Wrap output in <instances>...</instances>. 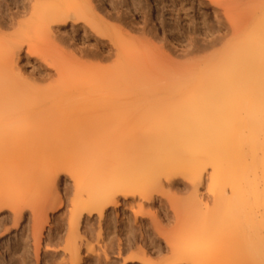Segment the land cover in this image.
Returning a JSON list of instances; mask_svg holds the SVG:
<instances>
[{"label":"bare ground","instance_id":"1","mask_svg":"<svg viewBox=\"0 0 264 264\" xmlns=\"http://www.w3.org/2000/svg\"><path fill=\"white\" fill-rule=\"evenodd\" d=\"M208 1L218 31L205 21L194 25L190 51L183 52H211L168 71L152 52L148 30L163 29L170 13L177 39L180 0H153L148 11L141 0H123L142 17L140 28L120 19L110 27L93 0H0V215L8 212L18 226L27 209L39 231L44 222L37 215L47 218L41 204L60 172L73 186L65 246L58 249V234L41 260L35 240L37 264H48L49 255L50 264H113L114 251L129 253L123 258L129 264H264V0L249 6L229 0L223 8ZM68 23L97 38L93 50L66 43L60 28ZM198 32L207 40L197 46ZM101 38L109 39L111 53L98 50ZM112 55L113 63L102 65ZM20 59L40 72L23 78ZM177 178L191 187L184 212L164 191ZM204 180L205 201L198 195ZM58 195L52 210L64 207ZM120 199L137 205L138 216L141 201L173 216L166 232L157 221L147 225L165 246L152 247L137 215L149 254L143 245L132 249L128 226L115 249L110 235L97 248L82 241L84 216L103 218ZM21 256L15 260L24 264Z\"/></svg>","mask_w":264,"mask_h":264},{"label":"rangeland","instance_id":"2","mask_svg":"<svg viewBox=\"0 0 264 264\" xmlns=\"http://www.w3.org/2000/svg\"><path fill=\"white\" fill-rule=\"evenodd\" d=\"M97 1L98 0H93V3L98 8L99 16L101 18L103 17L102 19L105 21L104 23H107L108 21L110 24L109 25L110 27L111 25L118 27L120 24H122L117 19H120L121 21L128 23L129 25H133V27L140 28L143 26L142 17H140L139 15H135V12L132 10V8L129 5L128 6L120 5L123 0H118L119 3L118 4L115 3L116 6L114 7H111V5H109L105 0H102V2H97ZM124 1H126V3L130 2V0H124ZM141 1L143 2L144 11H148L149 8L154 5V4L152 5L153 0H141ZM214 1L218 4L219 7L223 8L227 5V2L229 0H214ZM236 1H238V4L241 6H249L250 4H252V1L254 2V0H236ZM202 2L203 3L200 4L198 0H180V7H178V13L180 14V27H178V29L180 31V35L178 36L177 39H174L171 36V34L173 33V29H170V26H169L171 25V21L169 20L170 13L165 16L166 25L164 26L163 29H161L159 25L156 28L153 27L152 24L149 26L148 33L150 36H148V38H151L150 40L151 42L153 41L155 46L153 47V44L149 42L150 40H148V43L151 48L153 47L152 52H154L156 49L158 50V51H155V55L157 57L160 56L159 59L160 61L162 60V63L164 62L163 64L166 65L164 66L166 70L172 71L177 68L184 67L182 65L189 64V61H190L189 57L191 55L189 54L188 56L183 51L184 50L190 51L189 49L191 47L188 46L189 45L188 43H189V40L192 38V36H194L192 32H190V29L194 25L197 24L198 26H200L201 24L199 25V23L202 21H205L209 24L210 27L212 26L213 31L215 32L218 31L217 25H216L217 21L214 18L213 10L209 9V7L207 6V5H210V2L208 0H202ZM101 14L103 16H101ZM105 15L110 16L111 18L106 19L104 17ZM152 15L153 17L155 16L154 11H152ZM64 27L60 28V33L64 37L67 44L70 41H71L70 43H72L73 41V43L76 44L77 47H81L86 50H90V49L93 50L97 42V38L92 33H89L88 31L86 32L85 36H82L83 30L73 28L71 27V24L69 23L64 25ZM201 33L202 32H200L199 34L198 32V34H196V37L198 38L197 40L198 42L195 45L197 46L203 44L202 39L205 38V40H207L206 39L207 37L206 36L203 37V34ZM133 37L136 39L135 41L141 40L142 42L143 40L142 36L138 34L137 32L133 34ZM102 40L104 44H101V45L98 44V50L102 51L104 55H107L108 53H111L110 52V48H111L110 41L109 39H102ZM65 50L67 53L68 52L67 49ZM156 52L159 53L160 55L158 56ZM210 52L211 51L209 50V52L205 53V55H207ZM205 55L204 53H202L201 56L200 54L198 55L196 54V56L197 57L199 56L200 58L204 57ZM196 56H193L192 54L191 56L192 58L190 57L192 59L191 61L197 60ZM193 57H195L196 59L195 58L193 59ZM155 59L156 58H152V60H155ZM114 60H115V56L112 55L111 59L109 61H106L105 64L102 63V65H111ZM91 62L93 64H96V62L94 61H91ZM157 62L160 65H162L161 62L159 61ZM18 63L19 64L17 66L20 67L19 74L22 75L23 78H30V76H34L40 72L32 60H26V59L21 60L20 59L18 60ZM177 180H178L177 184H175L174 186H171V188L164 187V191L166 193V197L168 195V198L170 200L172 199L171 201L174 204H176L178 207H180V211L182 210L184 212L187 210L186 208L187 203L185 204V202H186V199H188L190 195L191 187L189 184L185 183L183 179L181 180L177 178ZM54 183H55L54 188L49 189V192L47 193L48 195H46L47 198H45L44 204H41L43 205L44 209L46 208L45 215H47V218L45 217L46 218L45 219L44 215H42V218H44L42 219L41 215L40 216L37 215L38 221L41 220V223L44 222L42 223L44 225V229H40L41 231L39 229H38L39 231L33 230V221L31 219L30 211L27 209L26 210L24 209V215L21 221L19 222L18 226L14 224L12 219H10L11 217H8L9 216L8 212H4L3 214L0 215V264L1 263L2 264H15L18 260L17 258L20 257L21 255H22L21 257L24 256L23 257L25 259L24 264H37L35 243L38 239L39 240L37 242L40 243V248L43 249L41 252L42 254L40 253L41 260L44 259V245L48 243V240H52V239L58 240L57 238L60 236L61 244H59L60 246L58 249H62L65 246V240H66L67 231H68L67 222H68L69 208H70L69 199L67 198V195L70 192L71 193L73 192V186H72V183H70L67 180V177L63 172H60V174L58 175ZM205 186H206V182L198 188V195L201 196V199L203 201H205L206 200L205 198L209 196V194L206 193ZM57 194H59L58 196L64 199V207H62L60 210H52L50 208L51 207L50 204L52 205V203L57 200L56 199ZM54 195H55V198L53 197ZM141 202H143L142 210H144L143 212L144 214L142 216H138L140 215L138 214L140 211V208L137 205L132 204L133 206L132 207L128 204H124V201L122 199H120L119 205L117 207H110L108 211L106 212V214L103 216V218L94 216L93 218L87 219V216H84V219L81 221L80 226H79V229H80L79 232L82 235L81 236L82 241L84 242L89 241L92 244V246L95 245L94 247L97 248L98 245H100V247L103 245L102 239L106 238L107 235H110L109 240L110 238L112 239L111 242L113 241L112 244L115 245L113 247L115 249V247L119 244V240L121 238L124 239L122 230H124L125 228H127L126 226H128L131 229V234H132L130 235V239L132 242L131 245L132 247L134 246V248L132 249L139 250L141 249V246L143 244L141 241L142 238H140L141 233L138 230L139 226L137 227L134 224V217L137 215L138 217H143L145 223H142V224H144L146 230L148 229V232L146 234L152 237L150 238V240L151 239L154 240V241L151 240L152 247L165 246V244L161 240L160 235L153 233L154 231L153 228L149 227L150 228L149 229L148 226H150L149 224L150 222L157 221L158 222L157 225L161 224L160 226L158 225L159 226L158 228L160 230L161 229L163 230L171 229V227L173 226V224L171 225V221H172L171 219H173L172 218L173 216H169L167 214L164 215L165 210H162V211L158 210V212H156L157 209L159 208V205L157 203L151 204V206L150 205L148 206V204L145 201H141ZM166 209H167L166 213L168 211L170 215H173L168 205H166ZM257 219L262 220L260 216ZM257 219H255L256 223L261 222ZM168 222H170V224ZM154 223L156 224V222ZM133 226H134V230H132ZM99 229H100L101 234L99 233ZM134 231H136V233ZM132 232L136 235H134ZM163 232H166V231H163ZM98 233L100 234V238L99 236L97 237ZM131 237L133 238V240ZM97 240L100 244L96 243ZM143 247H145L144 251L145 250L146 252L148 251V254L151 252V248L149 247V245L148 246L143 245ZM135 250H133L134 253H135ZM123 256L124 257L117 256L116 251H114V253L111 255L109 254V257L112 259L113 264H129V262H126V263L123 262V258L125 259L126 256H129V253H125L123 254ZM52 258L54 259V257H51V255H49L45 257V260L47 259V263L50 264L52 262ZM59 258H60L59 256H57V258L55 257L56 261H59L60 260ZM91 261H88L86 264H92V263L96 264V261H92V262ZM247 263H249L248 260H247ZM135 264H140V263L136 262Z\"/></svg>","mask_w":264,"mask_h":264}]
</instances>
